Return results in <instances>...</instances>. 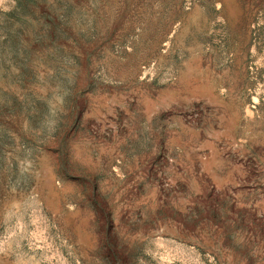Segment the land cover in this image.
Instances as JSON below:
<instances>
[{
	"label": "rangeland",
	"instance_id": "374dc122",
	"mask_svg": "<svg viewBox=\"0 0 264 264\" xmlns=\"http://www.w3.org/2000/svg\"><path fill=\"white\" fill-rule=\"evenodd\" d=\"M0 264H264V0H0Z\"/></svg>",
	"mask_w": 264,
	"mask_h": 264
}]
</instances>
